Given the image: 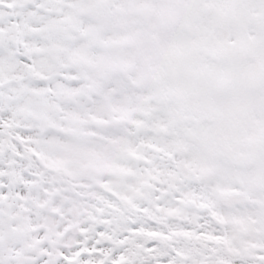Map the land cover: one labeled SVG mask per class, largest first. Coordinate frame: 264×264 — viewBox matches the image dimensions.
<instances>
[{
	"label": "snow or ice",
	"instance_id": "snow-or-ice-1",
	"mask_svg": "<svg viewBox=\"0 0 264 264\" xmlns=\"http://www.w3.org/2000/svg\"><path fill=\"white\" fill-rule=\"evenodd\" d=\"M0 264H264V0H0Z\"/></svg>",
	"mask_w": 264,
	"mask_h": 264
}]
</instances>
